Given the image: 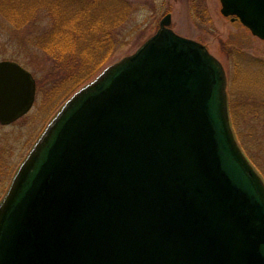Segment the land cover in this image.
I'll use <instances>...</instances> for the list:
<instances>
[{"label": "water", "instance_id": "water-1", "mask_svg": "<svg viewBox=\"0 0 264 264\" xmlns=\"http://www.w3.org/2000/svg\"><path fill=\"white\" fill-rule=\"evenodd\" d=\"M264 41V0H220ZM166 15L60 109L0 203V264H264V182L229 122L226 75ZM36 85L0 62V124Z\"/></svg>", "mask_w": 264, "mask_h": 264}, {"label": "rangeland", "instance_id": "rangeland-1", "mask_svg": "<svg viewBox=\"0 0 264 264\" xmlns=\"http://www.w3.org/2000/svg\"><path fill=\"white\" fill-rule=\"evenodd\" d=\"M64 14L78 23L70 34L62 29L68 25ZM165 15L171 16L176 34L201 43L222 65L230 127L264 182V41L224 17L220 0H0V62L18 63L36 81L31 111L9 126L0 125V203L63 105L105 68L133 54L157 32ZM93 26L96 34L91 35L86 29ZM62 37L71 43L63 45ZM87 42L100 44L83 50ZM90 53L99 71L87 79Z\"/></svg>", "mask_w": 264, "mask_h": 264}, {"label": "trees", "instance_id": "trees-1", "mask_svg": "<svg viewBox=\"0 0 264 264\" xmlns=\"http://www.w3.org/2000/svg\"><path fill=\"white\" fill-rule=\"evenodd\" d=\"M65 6H66V4H64L62 7H61V9H59L61 12H63L64 11V8H65ZM87 11V10H86ZM69 17H70V15H69ZM66 14H64V16H63V19L64 20H62L63 22H65L66 24H68L66 27H63L62 29H64L65 30V33L66 34H70V32L71 31H73V30H75V25H77L78 23L76 22L77 20H75V21H73V22H70V21H72L70 18H69ZM79 16H76L75 17V19H77ZM70 22V23H69ZM75 22V23H74ZM72 23H74V25L72 26V28H70V26H69V24H72ZM92 23H94V22H92ZM96 24V23H95ZM95 26V25H94ZM94 26L93 27H90V28H87L86 29V31L87 30H89V32H90V34L91 35H93L94 33L96 34V29H94ZM109 32V30H104V33L105 34H107ZM68 43H71V42H69V41H67L66 39H64L63 37H62V44L63 45H66V44H68ZM85 44V45H84ZM83 45L84 46H82V49L84 50L85 48H87L88 49V51H89V49H91V48H95V46L96 45H98V47H99V44L100 43H95V45H94V43H91V42H87V43H84ZM103 47L105 48V50L108 48V45H107V43H105L104 42V45H103ZM55 48H56V50H58V51H64L65 52V50H62V47H60L59 45H55ZM64 48V47H63ZM81 54H78V57L79 58H81L82 59V56H80ZM85 59H86V64H88L89 65V67H88V69H89V72L87 73V79H89V78H91L92 76H94L98 71H99V61L96 59V57L95 56H93L91 53L89 54V56H87V57H85ZM83 61H84V59H83ZM81 63H82V61H81ZM72 66V65H71ZM81 84L83 83V81H81L80 82Z\"/></svg>", "mask_w": 264, "mask_h": 264}]
</instances>
